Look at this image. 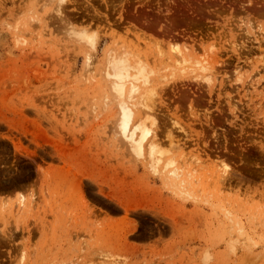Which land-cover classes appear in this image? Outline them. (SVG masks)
<instances>
[{
	"label": "rangeland",
	"instance_id": "374dc122",
	"mask_svg": "<svg viewBox=\"0 0 264 264\" xmlns=\"http://www.w3.org/2000/svg\"><path fill=\"white\" fill-rule=\"evenodd\" d=\"M107 1L0 0V264H264V0ZM124 54L135 97L105 72Z\"/></svg>",
	"mask_w": 264,
	"mask_h": 264
},
{
	"label": "bare ground",
	"instance_id": "6f19581e",
	"mask_svg": "<svg viewBox=\"0 0 264 264\" xmlns=\"http://www.w3.org/2000/svg\"><path fill=\"white\" fill-rule=\"evenodd\" d=\"M46 2H48V6H49V9H50V11L51 12H54L55 14H56V16L58 17V19H60V20H62V21H65V20H67V18H69V17H67V14L65 13L66 11L65 10H67L66 8H67V5L69 4V2H71V0H45ZM106 2H108L107 0H105ZM89 2V1H88ZM172 3V2H171ZM174 3V2H173ZM191 3V2H190ZM88 4V3H87ZM93 4V3H92ZM46 5V4H45ZM174 5V4H173ZM172 5V6H173ZM200 5V4H199ZM109 5H107L106 7H108ZM201 6V5H200ZM175 8V7H174ZM174 8H173V10H174ZM181 8V7H180ZM178 8H176V10H177ZM187 9V8H186ZM96 10V9H95ZM168 10V9H167ZM172 10V11H173ZM87 11H89V10H87ZM98 11V10H97ZM172 11H171V13H172ZM178 11V10H177ZM195 11V10H194ZM99 12V11H98ZM169 13V12H168ZM98 14V13H97ZM165 13H163V15H164ZM189 14H192V12L190 11L189 12ZM167 15V14H166ZM95 16V15H94ZM129 17V16H128ZM37 21H39L38 20V18H35ZM148 19H149V17H148ZM182 18H175V20H174V24H176V23H178L180 20H181ZM69 20V19H68ZM151 20V19H150ZM149 20V21H150ZM168 21L170 20V19H167ZM166 20V21H167ZM187 20V19H186ZM192 20V19H191ZM165 21V22H166ZM70 22V21H69ZM145 22V21H144ZM147 22V21H146ZM189 23H191V21H188ZM193 22V21H192ZM139 23V22H138ZM152 23V22H151ZM170 23V22H169ZM168 23V24H169ZM70 24V23H69ZM68 24V25H69ZM145 24V23H144ZM171 26H172V24H170ZM169 25V26H170ZM147 26V25H146ZM175 26V25H174ZM129 27V26H128ZM151 30V29H150ZM149 30V31H150ZM168 30V29H167ZM138 31V30H137ZM72 32V31H71ZM79 32V31H78ZM165 33V32H164ZM163 33V34H164ZM73 34H75V36H77L76 34H77V32H75L74 33V31H73ZM79 35H80V37H81V40H82V37H83V40H86L87 38L86 37H88V36H86L85 35V31L84 32H80V33H78ZM139 34V33H138ZM142 34V33H141ZM69 35H70V33H69ZM94 35V34H93ZM143 35H145V34H143ZM141 36V35H140ZM79 37V36H78ZM79 37V38H80ZM78 38V39H79ZM86 38V39H85ZM173 38V37H172ZM87 41V40H86ZM93 41V40H92ZM168 41V40H167ZM94 42H95V40H94ZM94 42H92V43H94ZM170 42V41H169ZM159 43V42H158ZM171 43V42H170ZM95 44V43H94ZM93 45V44H92ZM157 45V44H156ZM172 45V44H171ZM94 46V45H93ZM163 46V45H162ZM95 47V46H94ZM93 47V48H94ZM185 47V46H184ZM171 50L173 51V53L175 54V57L177 56V62H180L179 60L181 59V61H183V62H185L186 63V61H187V53L179 46V44H174L173 43V46H171ZM171 52V51H170ZM127 53V52H126ZM167 52H165L162 48H161V46H159V45H157V48H156V51L154 52V54L156 55V56H158L159 57V59H166L167 58V54H166ZM122 54V53H121ZM130 54V53H129ZM136 54V53H135ZM170 54H172V53H170ZM116 55V54H115ZM132 56L131 57H133V53L131 54ZM117 56H118V54H117ZM117 56H116V58H114V56H113V59L114 60H112V59H110V61H108L109 63H108V65H107V67L105 66V69H106V73H107V75L110 77V78H112V84H113V88L116 90V91H118L120 94H123V90H124V88H125V86H126V84L127 83H130L129 85H130V87L128 86L127 87V89L129 88L130 89V91H128L129 93H128V96H129V94L131 93L133 96H134V92H136L137 91V88H138V85H136L135 84V81H138L140 78H143V74H141L142 72H143V70H144V68H146L145 66H143V65H145L144 64V61L142 62V60H140L139 62L137 61L138 60V57H137V59L135 58V61H137V62H133L134 60H132V62L134 63H130L128 60H127V56H125V54H124V56L126 57V58H117ZM123 56V57H124ZM120 57H122V56H120ZM136 57V56H135ZM170 57V56H169ZM91 56H89L88 57V59H87V63H86V74H88L89 76H90V74L93 72V66H92V60H91ZM134 58V57H133ZM170 58H172V57H170ZM112 60V61H111ZM142 62V63H141ZM176 62V61H175ZM149 63V62H148ZM136 64V65H135ZM184 64V63H183ZM188 64H189V62H188ZM110 65V66H109ZM147 65V64H146ZM108 68V69H107ZM133 70H136L137 71V73L136 74H134L133 73ZM146 70V69H145ZM141 74V75H140ZM106 75V74H105ZM148 75V74H147ZM139 76H140V78H139ZM200 76V75H199ZM91 77V76H90ZM139 78V79H138ZM148 77H146V76H144V80H145V83L147 82V79ZM138 79V80H137ZM196 79V78H195ZM204 80V79H203ZM206 81V80H205ZM147 84H148V82H147ZM193 88V87H192ZM113 89V90H114ZM128 89V90H129ZM127 93V92H126ZM134 93V94H133ZM153 93V92H152ZM120 94H118V95H120ZM151 94V93H150ZM192 95V94H191ZM123 96V95H122ZM121 97V96H120ZM135 97V96H134ZM128 98V97H127ZM182 98V97H181ZM130 99H132V98H130ZM177 99V98H176ZM180 99V98H179ZM194 99V98H193ZM122 100V99H121ZM129 100V99H128ZM199 101V100H198ZM122 103H121V107H120V109H121V122H120V126H121V130H122V133H123V135H124V137H125V139H127V141H129V146H130V148L133 150V151H136L139 155H144L145 154V152H146V156L150 159V161H152V165H153V167L154 168H156L155 167V162H158L159 161V158L158 157H156L157 155V153L159 152V146H160V143H159V141L157 140V139H155V137L157 136V135H155V134H153V132L154 131H156V130H154V129H156L155 127H152V129H151V127L149 128L148 127V124H147V127H146V125H145V120H146V118H150L149 120H147L148 122L147 123H149V121L151 122L150 123V125L151 126H154V125H156L157 123H156V119L154 118V117H152V118H154V119H152L151 118V111L152 110H150V106H149V110H150V112L147 110V107H148V105H146V106H144V109H146V111L144 110V111H142L143 112V114L145 113V115H142V116H144L145 117V120H143V119H141L140 117V119H141V122H143V123H140V122H138V121H140V119L138 118V123L137 124H133L132 126L133 127H130L129 128V126H130V124L131 123H133L132 121H133V119H134V116H133V110L129 107V105L128 104H126V102L125 101H121ZM129 103V102H128ZM194 104V103H193ZM131 105V104H130ZM135 105V104H134ZM146 107V108H145ZM154 113V112H153ZM165 114V113H164ZM144 117H142V118H144ZM169 118V117H168ZM152 119V120H151ZM175 123V122H174ZM163 124V123H162ZM172 125V124H171ZM165 128V127H164ZM180 128V127H179ZM139 129V130H138ZM136 130H138V131H140L141 133H139L138 135H136L135 134V132H136ZM166 130V129H165ZM153 131V132H152ZM168 131V130H167ZM172 131V130H171ZM173 137V138H172ZM170 144H171V146H174V145H177L174 141V136H172V134H171V136H170ZM169 143V142H168ZM160 153V152H159ZM171 161V160H170ZM170 161H168L169 162V164L170 163H172L173 164V162H170ZM168 164V165H169ZM167 166V165H166ZM226 168V167H225ZM225 168H223V170H225V173H226V170H227V168L225 169ZM170 173H171V171H170ZM172 173L173 174H175V175H178V171H177V168H175L173 171H172ZM224 172H222V174H223ZM224 175V174H223ZM222 175V176H223ZM227 175V174H226ZM184 181V180H183Z\"/></svg>",
	"mask_w": 264,
	"mask_h": 264
}]
</instances>
